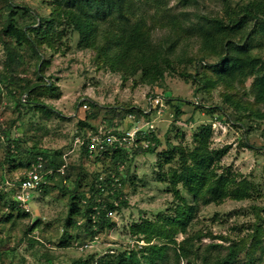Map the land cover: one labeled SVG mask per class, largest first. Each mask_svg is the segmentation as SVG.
Masks as SVG:
<instances>
[{
    "label": "rangeland",
    "instance_id": "rangeland-1",
    "mask_svg": "<svg viewBox=\"0 0 264 264\" xmlns=\"http://www.w3.org/2000/svg\"><path fill=\"white\" fill-rule=\"evenodd\" d=\"M54 1L0 0V71L10 69L7 45L13 46L20 53L14 71L19 82L40 83L33 96L52 111L27 102L17 107L10 88L0 80V264H66L91 253H118L136 239L147 245H165L163 258L157 264H202L204 256L226 254L233 242L251 254L243 252L241 264H247L250 258L253 264H264V246H255L254 239L255 234L263 237L264 244V119L255 114L264 111V103L256 100L252 79L212 86L208 79L216 76L206 63L218 61V56L204 50L196 35L166 22L178 17L191 24L200 16H225L230 8L225 0H164L162 6L166 10L147 3V28L154 39L179 38L174 70L166 72L164 80L156 84L144 82L140 73L126 78L109 68L96 49L78 47L79 35L71 29L54 47L40 44L41 59L28 45L19 47L13 38L3 34V26L12 13L10 3L17 10L14 17L31 25L39 15H51ZM249 1L229 0L234 7ZM52 84L56 85L54 96L42 91ZM10 86L17 97L28 95L21 94L15 84ZM169 94L174 98L172 102L168 101ZM151 96H161L164 106L151 111ZM130 114L136 115L135 121ZM149 123L154 125L157 145L154 152L142 144L127 150L129 175L124 171L127 178L123 185L127 203L114 216L116 226L103 230L86 249L79 245L89 241L90 235L77 233L72 227L69 231L75 236L71 245L59 246L69 215L70 193L76 188L86 189L95 168L94 158L90 161L82 155L78 137L100 131H128ZM205 124H212L213 128L210 148L228 147L216 164V171L230 173L237 183H246L249 196H228L221 202L205 203L204 192L195 198L182 181H173V171L181 169L177 147L186 152L193 150L194 134ZM4 130L21 144L19 152L15 151L10 159L6 157ZM36 148L50 150L52 159L61 165H71L70 178L65 181L63 173L56 174L46 187L33 192L29 216L18 217L15 210L13 218L5 221L11 211L5 200L9 193H18L12 192L11 183L24 175L26 159ZM167 151L173 152L174 157L160 167ZM20 163L24 168H13ZM76 179L80 180V187ZM62 186L67 187V193L61 190ZM190 207L194 210L186 231L168 222L167 217L177 214L178 208ZM145 221L147 235L134 233L133 225ZM183 244L187 256L178 257Z\"/></svg>",
    "mask_w": 264,
    "mask_h": 264
},
{
    "label": "trees",
    "instance_id": "trees-1",
    "mask_svg": "<svg viewBox=\"0 0 264 264\" xmlns=\"http://www.w3.org/2000/svg\"><path fill=\"white\" fill-rule=\"evenodd\" d=\"M163 2L164 0H55L51 15H39V19H35L31 25L28 22L20 23L14 17L17 10L10 3V12L12 13L3 26V34L13 38L19 47L28 45L32 53L41 59L40 44L54 47L65 37L67 29H71L79 35L78 47L96 49L100 59H103L109 68L115 69L126 78L140 73L144 82L156 84L158 81L164 80L166 72L174 70L179 40V38L170 40L168 37L156 40L150 28H147L145 16L147 3L158 9L166 10V7L162 6ZM225 2L227 7H230L227 8L225 16H200L198 21H192L191 24L186 18L178 17L168 18L166 22L169 26L184 30L189 35H196L200 38L204 50L218 56V61L206 63V68L211 69L216 76L215 79H208L212 82L210 83L212 86L217 83L232 85L252 79L256 100L259 103H264V0H251L241 5L238 4L236 7L232 6L229 0H225ZM7 48L9 54L7 66L10 69L6 72L0 71V80L7 88H10L9 92L13 96L16 106L19 107L27 102L37 104L36 108L52 113L47 110L49 109L47 105L38 103V99L36 100L33 96L35 88L38 89L40 83L30 85L19 82L14 71L20 61V53L13 46L7 45ZM13 84L21 94L28 93V95L17 97L14 88L10 86ZM55 90V84L42 89L43 92L50 93L52 96H54ZM173 100L174 98L169 94L168 101L172 102ZM177 110L180 111V105L177 106ZM255 114L264 119V111H256ZM220 118L223 120L222 117ZM4 132L7 142L6 157L10 159L14 156L15 151H17L16 154L19 152L21 144L16 138L11 137L8 130H4ZM114 132L121 133L122 131L120 129ZM212 134V124L202 125L200 131L194 134L196 147L193 150L186 152L183 148L177 147L180 153L181 169L173 171V181H182L195 198L204 192L205 203L221 202L228 196L235 198L249 196L250 188L246 183H237V178L232 174H219L216 171V164L227 153L228 147L210 148ZM149 137L154 141V144L146 149L154 152L158 138L154 133ZM127 150L123 147H111L103 157L94 158L95 168L90 173L91 180L87 184L88 187L84 190L76 188L70 193L69 215L65 223L66 229L58 243L59 246L68 247L71 245L75 236L69 231L72 227L77 229V233L83 232L90 235V240L97 241L103 230L116 226L115 218L108 216L107 212L110 209L118 211L127 203L123 197L126 174L129 175V169L128 171L126 169L129 167L127 165ZM81 153L85 158L92 160L85 144L82 145ZM39 154H42L46 159L44 170L47 171V181H52L58 173L64 174L65 181L70 178L68 171L72 168L71 165L57 163L52 159L50 150L41 148L33 149L29 153L25 169L32 166ZM173 157V152L167 151L164 160L159 162V166H164L163 162L169 163ZM120 163L125 165L123 171H119ZM19 167L24 168L22 163L13 166L16 169ZM50 168L51 172H49ZM112 170L122 182V187L116 189L114 194L111 193L110 186L106 187V191H102L98 186L100 175L104 176L105 182L111 183L114 180ZM78 179L76 180L80 187L81 183ZM11 185L12 192L19 190L20 181H15ZM47 185L48 182L39 189ZM61 190L64 194L67 193V187L62 186ZM9 195L5 201L11 211L5 221L13 218L15 210L18 211V217L29 216L30 212L23 208L16 192L15 195L13 193H9ZM115 199L119 200L118 205L115 204ZM193 210L194 207L185 210L178 208V213L167 217V220L172 226L186 231ZM151 224L148 223V225ZM132 230L134 233L147 235L149 231L147 221L133 225ZM258 231L259 229L256 230V233ZM254 239L255 246H264L263 237L255 234ZM164 248L165 245H147L146 242V245L141 247H129L118 253L105 252L99 256L96 253H91L85 257L80 256L66 264H157L158 259L163 258ZM180 249L183 251L177 253L178 257L187 256L184 244ZM243 252L250 254L244 250L240 243L233 242L228 246L226 254L217 257L204 256L202 264H241L240 258ZM189 264H192V261H189ZM247 264H253L252 258Z\"/></svg>",
    "mask_w": 264,
    "mask_h": 264
},
{
    "label": "built area",
    "instance_id": "built-area-1",
    "mask_svg": "<svg viewBox=\"0 0 264 264\" xmlns=\"http://www.w3.org/2000/svg\"><path fill=\"white\" fill-rule=\"evenodd\" d=\"M163 102L164 99L161 96H151L150 110H152L156 106H164ZM130 119L135 121L136 115L130 114ZM153 131L154 125L152 123H149L147 124V127L137 126L131 130L122 131L121 133H109L108 131L90 133L86 137H78L77 143H79L81 147L85 144L89 150L91 157H103L104 154L111 149V147H123L130 149L133 147H137L139 144H142L144 147H149L151 144L153 145L154 141H152V139H150L149 137L152 135ZM45 160L46 159L42 154L37 155V158L32 163V166L27 169L23 177L19 179L20 187L17 193V198L21 201L23 208L28 212L31 211L30 200L32 199L33 192L35 190H38L43 184L48 182L46 178L47 171L44 170ZM118 168L119 171H123L125 165L120 163ZM51 171L52 169L50 168L49 172ZM112 177L114 178V180L111 183H108L104 181L103 175L99 176L98 186L102 191H106V187L110 186V191L112 194H114L116 189L122 187V182L120 178L115 175V173H112ZM114 202L116 205L119 204V200L117 199H115ZM116 212V210L110 209L108 210L107 214L110 217H114ZM135 241L136 242H134V240L131 241L130 247H134L135 245L141 247L143 243L146 244V242H141V240ZM92 242L93 240H89L85 243H81L79 247L81 249H86L87 247L91 246Z\"/></svg>",
    "mask_w": 264,
    "mask_h": 264
}]
</instances>
